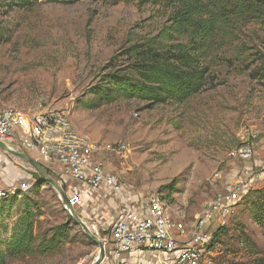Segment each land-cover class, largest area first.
<instances>
[{"label": "rangeland", "instance_id": "1", "mask_svg": "<svg viewBox=\"0 0 264 264\" xmlns=\"http://www.w3.org/2000/svg\"><path fill=\"white\" fill-rule=\"evenodd\" d=\"M9 3L0 0V107L32 115L66 113L76 130L96 144L108 170L121 178L129 201L158 196L186 222H193L206 203L249 170L256 178L253 189L238 216L218 230L206 262L264 264V229L251 217L258 202L252 192L264 190V27L248 25L238 39L214 46L203 93L184 104L148 108L143 101L97 94L95 88L103 86L105 75L129 68L125 49L159 30L163 21L152 17L151 8L104 0L46 2L29 9ZM251 130L260 133L262 142L251 160L235 161L231 152ZM120 145L126 149L118 151ZM2 174L30 189L0 200V264L96 260L99 246L73 221L59 192L40 182L31 166L0 149ZM114 200L103 194L87 207L92 217L81 207L75 210L94 235L97 226L99 239L107 234L98 225L97 211L106 212L101 226L106 225ZM60 226L68 232L67 240L58 241L60 251H47L52 230ZM24 246H29L27 253L8 254Z\"/></svg>", "mask_w": 264, "mask_h": 264}, {"label": "built area", "instance_id": "2", "mask_svg": "<svg viewBox=\"0 0 264 264\" xmlns=\"http://www.w3.org/2000/svg\"><path fill=\"white\" fill-rule=\"evenodd\" d=\"M239 138L240 146L231 152V158L251 160L262 142L260 133L251 130ZM0 142L10 150L39 157L60 186L67 187L74 210L81 206L85 188L114 197L116 216L106 237L100 238L105 248L101 264H207L215 233L238 216L256 180L249 170L243 171L223 193L205 204L193 222H186L158 196L145 202L129 201L121 178L108 170L96 144L76 130L66 113L32 115L0 107ZM125 149L126 145L117 148ZM29 189L27 183L0 175L1 201ZM92 230L99 236L97 226Z\"/></svg>", "mask_w": 264, "mask_h": 264}, {"label": "trees", "instance_id": "3", "mask_svg": "<svg viewBox=\"0 0 264 264\" xmlns=\"http://www.w3.org/2000/svg\"><path fill=\"white\" fill-rule=\"evenodd\" d=\"M80 1L10 0L9 7L29 9L46 2L71 5ZM104 1L149 7L152 17L163 21L155 35L140 38L125 49L123 55L131 60L127 70L105 75L103 86L95 88L97 94L143 101L148 108L167 103L184 104L203 93L211 74L207 60L214 46L238 39L239 33L248 25L264 27V0ZM37 177L40 182H45ZM252 195L258 202L252 208L251 217L264 229V190L252 192ZM64 228L52 230L47 251L61 250L58 241H66L68 235ZM219 233H215L213 242ZM22 248L8 250V254L27 253L29 246Z\"/></svg>", "mask_w": 264, "mask_h": 264}, {"label": "water", "instance_id": "4", "mask_svg": "<svg viewBox=\"0 0 264 264\" xmlns=\"http://www.w3.org/2000/svg\"><path fill=\"white\" fill-rule=\"evenodd\" d=\"M0 149L2 151L6 152L7 154H9L10 156H12L16 159H19L20 161L31 166L40 175L42 180L49 183L53 188H55L59 192V194L61 196V200L63 201V206L66 207V211L69 212V214L73 218V221L76 222L77 224H79L82 227V229L84 230V232L86 233V235L94 243H96L99 246V249H100L99 255L92 264H101L102 261L104 260V257H105V248H104L103 242L96 235H94L92 233L91 229L86 225V223H84L76 215L75 210L70 205L69 197L66 195L65 191L62 189L60 184L47 173L46 169L44 168V166L40 162H38L36 159L31 157L27 153L10 150L1 142H0Z\"/></svg>", "mask_w": 264, "mask_h": 264}, {"label": "crops", "instance_id": "5", "mask_svg": "<svg viewBox=\"0 0 264 264\" xmlns=\"http://www.w3.org/2000/svg\"><path fill=\"white\" fill-rule=\"evenodd\" d=\"M34 159H37V160H39V161H41L42 162V160L39 158V157H37L36 155H31ZM3 172H5L6 173V171H3ZM31 178V177H30ZM16 179V178H15ZM78 185V184H77ZM103 194H107V193H105V192H93V191H91V190H89V189H87V188H85V192H84V195H83V202H82V204H81V209H83V214L84 215H86V216H88V217H92V215L93 214H90V213H88V211H87V207L88 206H90L91 204H93L94 203V205H95V203H97L98 201V199L101 197L102 198V195ZM104 203V200L102 201V202H100V203H98V204H96V207L97 208H99V206H101L102 204ZM116 204V203H115ZM113 213V214H112ZM112 214V215H111ZM98 218H99V220H100V223L98 224L99 226H100V229L103 231V233L104 232H107L108 230H109V228H110V226H111V224H112V220L115 218V216H116V206H115V208H114V212L112 211L111 213H110V219L108 220V223L106 224V225H102L101 226V223L103 222V221H105V219L107 218L106 216H107V214H106V212L104 211V210H102V209H100V211H97V215H96ZM106 217V218H105Z\"/></svg>", "mask_w": 264, "mask_h": 264}]
</instances>
